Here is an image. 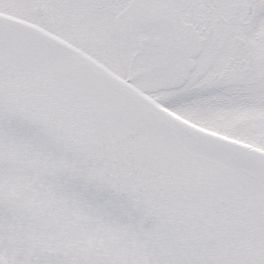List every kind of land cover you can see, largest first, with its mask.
Segmentation results:
<instances>
[{"label":"snow or ice","instance_id":"6c2138e0","mask_svg":"<svg viewBox=\"0 0 264 264\" xmlns=\"http://www.w3.org/2000/svg\"><path fill=\"white\" fill-rule=\"evenodd\" d=\"M0 264H264V0H0Z\"/></svg>","mask_w":264,"mask_h":264}]
</instances>
